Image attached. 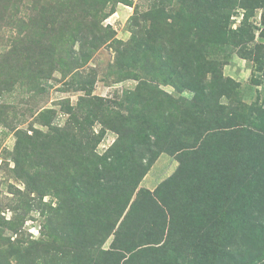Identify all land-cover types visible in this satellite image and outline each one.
I'll use <instances>...</instances> for the list:
<instances>
[{
  "label": "rangeland",
  "instance_id": "obj_1",
  "mask_svg": "<svg viewBox=\"0 0 264 264\" xmlns=\"http://www.w3.org/2000/svg\"><path fill=\"white\" fill-rule=\"evenodd\" d=\"M0 264H264V0H0Z\"/></svg>",
  "mask_w": 264,
  "mask_h": 264
}]
</instances>
